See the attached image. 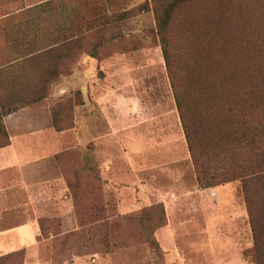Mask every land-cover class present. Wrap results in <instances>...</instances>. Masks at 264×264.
Listing matches in <instances>:
<instances>
[{
	"label": "rangeland",
	"instance_id": "1",
	"mask_svg": "<svg viewBox=\"0 0 264 264\" xmlns=\"http://www.w3.org/2000/svg\"><path fill=\"white\" fill-rule=\"evenodd\" d=\"M146 1L150 0H69L66 18L64 10L53 17L47 14L42 29L32 28L39 29L41 46L69 37L72 43L66 50L74 54L56 65L70 74L54 81L41 100L50 117L59 103L65 104L62 125L69 128L60 132L67 133L68 142L55 162L74 212L66 219L42 218L36 264H72L77 257L65 261L71 258L67 246L81 234L74 199L84 218L136 214L158 204L165 209L166 224L154 233L159 254L146 244L133 243L93 254L96 246L79 256L88 264H257L253 247L228 250L222 238L210 236L206 229L210 203L195 199L198 191L191 193L204 188L197 181L154 13L133 10ZM131 10L132 16L121 21L120 14ZM93 48L100 58L88 53ZM81 95L83 104H76ZM247 188L254 198L255 185L247 183ZM185 192L191 199H174ZM131 231L126 225L122 233ZM63 239L67 245L61 244ZM26 257L25 251L24 257L13 255L4 264H26Z\"/></svg>",
	"mask_w": 264,
	"mask_h": 264
},
{
	"label": "trees",
	"instance_id": "2",
	"mask_svg": "<svg viewBox=\"0 0 264 264\" xmlns=\"http://www.w3.org/2000/svg\"><path fill=\"white\" fill-rule=\"evenodd\" d=\"M133 10L154 13L200 187L240 180L249 204L247 183L264 181V0H150ZM133 10L122 12L120 20L132 16ZM69 43L72 40L65 36L37 46L26 59L10 61L14 63L7 69L13 76L0 89V148L10 144L5 117L43 100L54 81L70 74L56 68L59 62L73 58L66 50ZM88 53L100 58L95 48ZM83 102L81 95L76 104ZM59 104L51 110L58 132L69 128L62 125L65 104ZM74 205L81 234L67 246L71 258L65 261L85 256L96 246L93 254L111 253L131 243L146 244L160 253L154 233L166 224L163 204L113 218L96 214L84 218L77 199ZM156 211L159 213L154 215ZM249 213L252 250L256 263L264 264V199L256 213L249 205ZM39 222L43 232V220ZM126 225L132 226L130 235L122 233ZM67 242L63 239L61 244ZM24 254L20 250L0 256V264Z\"/></svg>",
	"mask_w": 264,
	"mask_h": 264
},
{
	"label": "crops",
	"instance_id": "3",
	"mask_svg": "<svg viewBox=\"0 0 264 264\" xmlns=\"http://www.w3.org/2000/svg\"><path fill=\"white\" fill-rule=\"evenodd\" d=\"M54 1L0 0V89L6 88L13 76L7 69L9 63H14L10 61L28 58L30 51L44 42L37 35L47 21L46 15L53 17L64 10L66 18L69 0L63 5L52 4ZM33 27L39 29L34 32ZM5 125L10 144L0 148V256L25 250L26 264H36L40 250L37 237L42 233L40 219H66L74 212L69 188L55 162V155L66 149L67 133L52 126L50 111L43 101L9 114ZM261 182L264 181L252 183L255 197L248 193L249 204L240 180L191 192L200 193L195 199H209L206 229L210 236L222 238L228 250L243 252L254 245L249 205L255 213L261 206ZM190 197L185 192L174 199ZM72 264L88 263L84 257H76Z\"/></svg>",
	"mask_w": 264,
	"mask_h": 264
}]
</instances>
